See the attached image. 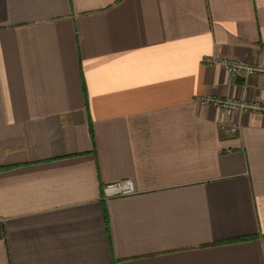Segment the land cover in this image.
Instances as JSON below:
<instances>
[{
    "label": "crops",
    "instance_id": "obj_1",
    "mask_svg": "<svg viewBox=\"0 0 264 264\" xmlns=\"http://www.w3.org/2000/svg\"><path fill=\"white\" fill-rule=\"evenodd\" d=\"M264 0H0V264H264ZM132 179L136 191L104 197Z\"/></svg>",
    "mask_w": 264,
    "mask_h": 264
},
{
    "label": "built area",
    "instance_id": "obj_2",
    "mask_svg": "<svg viewBox=\"0 0 264 264\" xmlns=\"http://www.w3.org/2000/svg\"><path fill=\"white\" fill-rule=\"evenodd\" d=\"M224 65L227 72L231 75H254L264 74V64L255 63L246 60H228L221 59L219 61ZM202 102L214 103L221 112L226 115H232L239 111H252L264 113V106L258 102L237 100L232 98H206ZM136 191L135 183L132 179H126L111 183L105 186L103 191L104 197L122 196L134 193ZM1 222V221H0Z\"/></svg>",
    "mask_w": 264,
    "mask_h": 264
}]
</instances>
